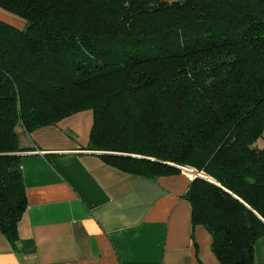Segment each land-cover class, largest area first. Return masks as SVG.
I'll return each mask as SVG.
<instances>
[{
	"label": "trees",
	"instance_id": "obj_1",
	"mask_svg": "<svg viewBox=\"0 0 264 264\" xmlns=\"http://www.w3.org/2000/svg\"><path fill=\"white\" fill-rule=\"evenodd\" d=\"M0 232L25 209L15 127L90 110L88 150L150 179L189 167L221 264L264 236V0H0ZM262 141L258 147L256 142Z\"/></svg>",
	"mask_w": 264,
	"mask_h": 264
},
{
	"label": "crops",
	"instance_id": "obj_2",
	"mask_svg": "<svg viewBox=\"0 0 264 264\" xmlns=\"http://www.w3.org/2000/svg\"><path fill=\"white\" fill-rule=\"evenodd\" d=\"M92 122L85 110L30 134L15 127L26 204L16 243L0 232V264H221L191 221L190 174L108 165L87 149ZM253 253L264 264V236Z\"/></svg>",
	"mask_w": 264,
	"mask_h": 264
},
{
	"label": "rangeland",
	"instance_id": "obj_3",
	"mask_svg": "<svg viewBox=\"0 0 264 264\" xmlns=\"http://www.w3.org/2000/svg\"><path fill=\"white\" fill-rule=\"evenodd\" d=\"M6 13V14H5ZM0 20L6 21L9 24H12L13 26H20L22 24V21L20 18L13 16L12 14H9L7 12H3V14H0ZM256 145L260 147L262 145V141L258 140L256 142Z\"/></svg>",
	"mask_w": 264,
	"mask_h": 264
},
{
	"label": "water",
	"instance_id": "obj_4",
	"mask_svg": "<svg viewBox=\"0 0 264 264\" xmlns=\"http://www.w3.org/2000/svg\"><path fill=\"white\" fill-rule=\"evenodd\" d=\"M190 170H191L192 179H194V178H202V179H207V180L212 182V180L209 177H207L204 173L198 172V171H196L194 169H190Z\"/></svg>",
	"mask_w": 264,
	"mask_h": 264
},
{
	"label": "built area",
	"instance_id": "obj_5",
	"mask_svg": "<svg viewBox=\"0 0 264 264\" xmlns=\"http://www.w3.org/2000/svg\"><path fill=\"white\" fill-rule=\"evenodd\" d=\"M181 170L187 172L190 174V178L192 179V175H191V170L192 168H189V167H180Z\"/></svg>",
	"mask_w": 264,
	"mask_h": 264
}]
</instances>
